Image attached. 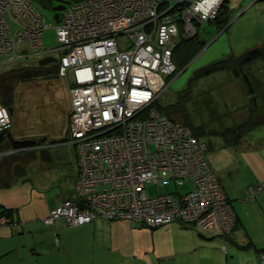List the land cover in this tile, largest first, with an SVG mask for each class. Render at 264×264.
<instances>
[{
	"label": "built area",
	"instance_id": "2783aa9c",
	"mask_svg": "<svg viewBox=\"0 0 264 264\" xmlns=\"http://www.w3.org/2000/svg\"><path fill=\"white\" fill-rule=\"evenodd\" d=\"M223 1L69 0L58 13L56 43L47 49L50 25L35 2L0 0V64L26 65L57 52L56 76L67 80L63 141L75 147L78 171L70 195L44 223L63 220L72 228L101 218L155 228L179 222L226 240L236 214L208 161L207 141L158 110L177 73L176 47L194 35L193 22L214 20ZM25 11L41 24L38 32L24 24ZM146 183L159 192L148 195ZM263 187L251 186L248 198ZM8 223L0 213V225ZM221 249L227 252L224 242ZM257 259L264 264V251Z\"/></svg>",
	"mask_w": 264,
	"mask_h": 264
},
{
	"label": "rangeland",
	"instance_id": "374dc122",
	"mask_svg": "<svg viewBox=\"0 0 264 264\" xmlns=\"http://www.w3.org/2000/svg\"><path fill=\"white\" fill-rule=\"evenodd\" d=\"M54 3L56 2L53 1L51 4L41 3L40 6L35 3L44 15L46 23L50 25V27L45 28L43 35V43L46 48L53 47L56 43L54 29L55 24L59 21L54 19L52 8ZM226 3L228 14L225 11L222 14L225 8L223 6L214 20L204 23L193 22L194 27L197 29L196 35L187 37L182 41V45L176 47V49L178 47L179 49H175L173 60L178 68L177 74L173 75V79L158 100L161 105L172 104L175 102L179 90L184 88L189 80V86L182 89L183 97H186L187 92L190 93V99L185 102L188 114L194 124L207 125L214 132H219L225 126L239 122L240 119L245 120L250 109L251 111L255 110L253 114L264 115V55L247 64L246 68L243 66L245 70L239 76H235L231 70H217L199 78L193 77L197 69L224 56L238 57L256 47H260L264 54L263 0H227ZM248 3H250L249 6H247ZM240 12L242 13L238 16ZM227 15L230 16L229 19ZM196 36L199 41L205 42V45L193 57H190L191 59L184 58V49L187 46L191 48L189 45H192L194 41H190V39L196 38ZM195 44L196 42L193 47ZM53 54L56 57L58 56L57 52H53ZM33 62H38V59L33 58ZM41 65L36 69L39 73L28 80H20L16 76L9 78L4 73H9L8 69L22 66L21 64L0 66V74L4 73L8 78L7 82H11L14 95V99L9 106L0 103V105L2 104L3 107L7 108L6 112H0V132L7 129L3 140L0 141V162L5 160L0 164V169L3 167L0 170V180L8 178L14 181V179L20 178L21 175H18L19 172H16L15 168L17 164L19 169H24L26 172L24 175L29 177V181L32 179L35 182L39 179L40 172L45 176L46 168L44 166L52 174H55L58 169L60 171L63 167L62 159H67L70 154L68 149L67 155V147L64 145L68 144L69 141H63L70 109L67 80L56 76L58 74V62L52 61ZM56 66L57 68L54 70L53 68ZM30 69H34V67ZM242 75L248 78L251 92H249L246 80ZM237 99H240V102ZM8 108L12 112H9ZM6 133H9V137L13 138L14 141L23 138L46 140L47 137L50 141H44L42 146L35 145L27 150L15 151L12 149V144L10 145L9 142L7 144ZM202 138L204 141L209 139L210 142L211 140L214 142L213 146H207V158L211 157L210 155L223 152V149L219 147L222 143L220 136H202ZM242 140L258 145V148L251 153L248 168L254 171L253 161L258 157H264V122L253 126L241 138L240 142ZM62 152H65L66 156H61ZM35 156L36 158L32 159L29 164L23 162L24 159ZM48 156L55 158L53 161L47 160ZM220 163L225 164L224 170L229 177L235 174L236 170L231 168L232 164L227 163L225 160ZM5 165L8 168L7 170H5ZM73 169L76 171L75 167H70V172H73ZM249 174V170L246 168L240 172V176L243 178ZM187 186L189 184L185 183L179 187V190L183 192ZM172 188L173 183L171 182L167 189ZM3 191L4 189L0 187V192ZM145 191L148 195L154 196L159 192V189L153 183H146ZM43 224L46 223L43 222Z\"/></svg>",
	"mask_w": 264,
	"mask_h": 264
},
{
	"label": "crops",
	"instance_id": "0c3cea01",
	"mask_svg": "<svg viewBox=\"0 0 264 264\" xmlns=\"http://www.w3.org/2000/svg\"><path fill=\"white\" fill-rule=\"evenodd\" d=\"M64 145L70 154L62 159L60 171L52 174L44 166L45 176L40 172L35 182L24 175L0 192V208L14 210L12 223L0 225V264H261L257 257L264 251V187L248 198L249 188L264 182V157L253 161L254 171L248 169L258 145L244 140L236 146L221 143L223 152L208 158L236 214L235 228L226 240L179 222L155 228L101 218L73 228H64L63 220L43 224L42 218L70 195L76 177L75 147ZM54 158L48 156L47 160ZM222 160L236 170L232 177L226 174ZM70 167L76 171L70 172ZM244 168L250 174L243 178L240 172ZM223 242L227 252L221 249Z\"/></svg>",
	"mask_w": 264,
	"mask_h": 264
},
{
	"label": "trees",
	"instance_id": "16d2710c",
	"mask_svg": "<svg viewBox=\"0 0 264 264\" xmlns=\"http://www.w3.org/2000/svg\"><path fill=\"white\" fill-rule=\"evenodd\" d=\"M33 2L37 3L39 6L41 3H45V4H51L54 0H32ZM227 1L225 0V2L223 3L222 7L225 6V8L222 11V14L224 13V11L228 14L229 12L226 11L228 8V5L226 3ZM55 6V5H54ZM227 7V8H226ZM222 9V8H221ZM227 18L229 19L230 16L227 15ZM220 22V21H219ZM225 25V24H224ZM219 31V28H218ZM184 41V40H183ZM190 41H194V43L196 42L195 46L193 47L192 45L190 47H186L184 49V58H189L193 57L200 49L201 47H203V45H205V42L203 41H199V39L197 38H193L190 39ZM182 41L179 42L178 45H182ZM179 49V47H178ZM176 49V50H178ZM193 49V50H192ZM175 50V51H176ZM174 51V53H175ZM263 50L260 47H256L254 49H251L245 53H243L241 56L238 57H233V56H224L221 59L218 60H213L211 61L209 64L203 66L202 68L197 69L194 74L193 77H201L203 75H208L214 71L217 70H228L235 75V76H239L241 74V72H244L246 65L251 63L254 59L256 58H261L263 57ZM186 59V60H187ZM38 62H31L32 65L29 64H23L22 62L17 63L18 65L21 64L22 66H16V67H11L10 69H8V72H4L8 75L9 78H11L12 76H16V78H20V80H27V79H31L32 77H34L35 75H37L39 73L38 70V66L40 64H38ZM42 66V65H40ZM243 66H245V68L243 69ZM34 67V69H30ZM57 68V66L55 68H53L54 70ZM42 69V68H39ZM4 73L0 74V103H2L3 105L9 106L13 99H14V95L12 92V86H11V82H7V77L5 76ZM243 76V75H242ZM172 76H169V79ZM246 80V85L247 88L249 90V81L248 78L246 76H243ZM189 80L187 81L186 85L184 88L189 86ZM251 86V85H250ZM182 89L179 90L176 100L175 102H173L172 104H166V105H158V110L162 113L165 114L167 117L171 118V119H175L178 120L180 122H182L183 124L187 125L188 127L191 128L193 134L196 137H201L202 136H214V135H218L221 137L222 139V143L225 144L226 146L228 145H232V146H236L239 144L241 138L247 134L251 128H253V126L260 124L262 122H264V115H258V114H253V112H255V110L251 109L249 110V112H247V117L245 120H241L239 122H236L235 124H232L230 126H226L224 128L221 129V131L217 132V131H212L210 129V127H208L207 125H196L193 123L191 116L188 114V110L187 107H185V102L187 100L190 99L189 95L190 93L187 92L186 97H183L184 94H182ZM252 89V87H251ZM190 91V90H189ZM249 92H251V90H249ZM252 103V102H251ZM209 128V129H206ZM208 140V141H207ZM206 143L207 145H214V142H210L209 139H207ZM45 140H37V141H32L30 140H26L21 139V140H15L14 142H12V149L16 150H27L29 148L34 147L35 145L38 146H42ZM36 158L35 157H30L29 159H24L23 162L29 164L32 159L34 160ZM5 160L1 161V163H3ZM6 166V165H5ZM3 168V167H2ZM2 168L0 170H2ZM16 172H19L18 175L23 176L26 172L24 171V169H19L17 164H16ZM7 166L5 167V170H7ZM13 181V179L9 180L8 178L0 180V187L1 188H8V186L11 184V182ZM264 183V182H262ZM13 211L11 210V208H7V207H2L0 208V213L5 214L6 216L10 217V223H12L13 219ZM197 228V227H195ZM207 235H210L209 233H204ZM211 236V235H210ZM261 252L259 251L258 255Z\"/></svg>",
	"mask_w": 264,
	"mask_h": 264
},
{
	"label": "bare ground",
	"instance_id": "6f19581e",
	"mask_svg": "<svg viewBox=\"0 0 264 264\" xmlns=\"http://www.w3.org/2000/svg\"><path fill=\"white\" fill-rule=\"evenodd\" d=\"M23 22H24V24H26L28 27H29V29L32 31V32H38L39 30H40V28H41V24L37 21V20H35V19H33V18H31L30 17V15H29V13L27 12V11H25L24 13H23ZM48 48H51V47H48ZM47 48V49H48ZM50 53H53V52H50ZM53 56V58L55 59L54 61H56L58 58V56L56 57V56H54V54L52 55ZM19 62H21L20 60L19 61H14L13 63H11L12 65L13 64H17V63H19ZM33 62V61H32ZM50 62H52V61H50ZM27 64H29V65H32L31 64V62H28ZM38 64H40V63H38ZM47 64V63H46ZM8 66V65H10V64H0V66ZM41 65V64H40ZM69 106H70V103H69ZM69 111H70V109H69ZM68 114H69V112H68ZM3 121V120H2ZM66 127H67V125H66ZM66 132H67V134H68V131L66 130ZM63 140H64V138H63ZM75 158V157H74ZM74 158H73V161H74ZM74 163H75V161H74ZM76 164V163H75ZM76 166H77V164H76ZM77 171H78V168H77ZM255 186V185H254ZM248 196H250V191L248 192ZM60 203V202H59ZM59 203H57L56 205H58ZM55 205V206H56ZM54 206V207H55ZM53 207V208H54ZM52 208V209H53ZM51 209V210H52ZM201 232H203V231H201ZM204 233V232H203Z\"/></svg>",
	"mask_w": 264,
	"mask_h": 264
},
{
	"label": "water",
	"instance_id": "95a60500",
	"mask_svg": "<svg viewBox=\"0 0 264 264\" xmlns=\"http://www.w3.org/2000/svg\"><path fill=\"white\" fill-rule=\"evenodd\" d=\"M253 1H254V0H253ZM250 3H251V2H250ZM248 4H249V3H248ZM53 8H54L55 10L61 9V8H62V5L59 4V5L54 6ZM54 19L58 21V14H57V12H56L55 15H54ZM54 58H55V57H54ZM54 58H53V56H45V57H43V58L40 60L39 63H40V64H46V63H48V62H50V61H54V60H55ZM5 131H6V130H3V131L0 132V141L3 140ZM19 140H20V139H19ZM17 141H18V140H17Z\"/></svg>",
	"mask_w": 264,
	"mask_h": 264
},
{
	"label": "flooded vegetation",
	"instance_id": "af4514ba",
	"mask_svg": "<svg viewBox=\"0 0 264 264\" xmlns=\"http://www.w3.org/2000/svg\"><path fill=\"white\" fill-rule=\"evenodd\" d=\"M61 4H63V2H60ZM194 35H196V32L194 33ZM194 35L192 36V37H194ZM198 36V35H197ZM8 111L9 112H12V110L10 109V108H8ZM231 120H232V118H231ZM233 124H235V123H233ZM230 126V125H229ZM226 127V126H225ZM7 130V129H6ZM9 131V130H8ZM65 136H66V134H65ZM24 139V138H23ZM26 139V138H25ZM32 141H37V139H35V138H30ZM27 140V139H26ZM6 141H7V144H8V142L10 143V145L12 144V142H14V139L13 138H10L9 137V133L7 134L6 133ZM49 141H50V139H49ZM48 145V144H47ZM47 147H49V146H47ZM46 147V148H47Z\"/></svg>",
	"mask_w": 264,
	"mask_h": 264
},
{
	"label": "clouds",
	"instance_id": "9594fccd",
	"mask_svg": "<svg viewBox=\"0 0 264 264\" xmlns=\"http://www.w3.org/2000/svg\"><path fill=\"white\" fill-rule=\"evenodd\" d=\"M54 1L56 2V3H54L55 6L61 4L60 2H63V4H61V5H62V8H63L64 3L67 2V1H69V0H54ZM226 1H227V0H226ZM54 5H53V7H54ZM53 7H52V8H53ZM62 8H61V9H62ZM61 9L55 10V9L53 8L54 15H55L56 12H57V14H58V13H59V10H61ZM58 21H59V15H58ZM176 74H177V73H176ZM176 74H175V75H176ZM174 77H175V76H174ZM27 80H28V79H27ZM48 214H49V213H48ZM48 214H47V215H48ZM55 234H56V232H55ZM56 235H57V234H56Z\"/></svg>",
	"mask_w": 264,
	"mask_h": 264
}]
</instances>
